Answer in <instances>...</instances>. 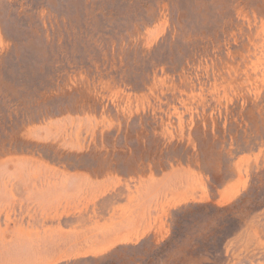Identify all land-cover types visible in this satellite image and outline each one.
<instances>
[{
	"label": "rangeland",
	"instance_id": "374dc122",
	"mask_svg": "<svg viewBox=\"0 0 264 264\" xmlns=\"http://www.w3.org/2000/svg\"><path fill=\"white\" fill-rule=\"evenodd\" d=\"M193 2L0 0V264H264V0ZM84 16L100 37L115 23L62 75L44 38ZM209 39L144 89L120 80ZM56 68L44 101L72 108L50 114L28 80ZM148 210V231L106 242Z\"/></svg>",
	"mask_w": 264,
	"mask_h": 264
},
{
	"label": "trees",
	"instance_id": "16d2710c",
	"mask_svg": "<svg viewBox=\"0 0 264 264\" xmlns=\"http://www.w3.org/2000/svg\"><path fill=\"white\" fill-rule=\"evenodd\" d=\"M162 1H169V4L172 5V0H162ZM193 1H194L193 2L194 5H196L197 3L196 0H193ZM200 1L201 3L205 4V7H203L204 11H206L207 9H209V11L211 12L216 11L215 0H200ZM230 1H232L233 3L237 2V0L236 1L230 0ZM242 1H245V0H242ZM249 2L255 4L257 0H249ZM98 12H99V15L102 16V18H108L110 14L108 13L104 15L103 14L104 10L102 12V10H100L99 8H95V11H93L94 15L95 13L97 15ZM82 19L77 23L70 19H67L66 21L64 18H62V31L61 33L60 31L58 32L57 38L55 39L51 38L50 40L48 37L44 38V41H46V44L49 45L48 46L49 49H51V47L55 49L58 55V58L64 65V67L61 68L60 70V73L62 75H64L63 69L66 72H72L73 70H76L80 67H84V68L91 67L93 63L89 55H87L84 50L88 49L87 46L89 44H93V42L94 44H96L97 42L99 44H102L100 43L101 42L100 40H102L103 36H106V33H109V31L111 30V28H113L114 23H115L113 22L112 27H111V22H106L107 24L104 25L106 30L103 33L101 32L102 36L100 37L97 35L95 31L93 32L92 30L93 26L91 25L90 18H88L87 16H84ZM181 21H182V18H181ZM175 25H176L175 22H173L174 28H175ZM172 33H174L173 29H172V32H170L165 37V39L168 38L169 40L172 41L173 40ZM180 42L182 44V50H179L173 56H169L167 54V57L164 59H161V60L157 59V60H154V62H152V60L146 62L147 66L146 68H144V71H148L146 74L145 72L137 70L135 73L129 72V74H125L124 78H121L120 80H122L123 83L129 85L133 90L144 89L146 84L150 82L151 80V77L149 76V74L152 75L153 71L157 67H161L165 65L167 71H171V72H176L178 70H181L183 67H187L195 59H199L203 55H210L211 50H212L211 46L214 44L213 40H210V39L204 40V42L201 45L202 46L206 45L207 48L205 49L203 47V48H199L198 50H194L190 48L189 41L186 40L185 42H183L182 40ZM162 43H165V41L163 40ZM121 46H122L121 43H119L118 47H121ZM117 50H120V49H117ZM99 51L103 58H105L106 55H109L112 60L113 54H114V45L112 44V42L111 44H109V39H108L106 40L102 49H99ZM83 52L85 53L84 56H80L81 53ZM31 54L32 52L30 51L28 53V56L30 57V59L33 58L32 56L33 54L32 55ZM117 59H118V64H120L121 60H120V55L118 53H117ZM109 66L110 67L112 66V62L109 63ZM140 69H143V68H140ZM60 73L57 72V68L56 70H52V71H49V69L45 71H40L38 74H35L33 72L29 73V80H28L29 87L28 88L32 90L35 98H38L42 101V105L45 106L46 108L45 111L50 114L51 113L58 114L61 111L72 108L70 102H59L60 100L64 99V96L60 98L58 97V95H54V97L51 98V101L49 102L44 101V96L46 94H50V92L53 89L51 85L48 86L49 82L51 83L52 81L54 82V85H55V82L62 77ZM35 113L36 112H34V115ZM177 153L178 152H176V154ZM173 157H175V158H172L173 161L179 160V161H183L184 163L189 162L188 156L185 154H177V156H173ZM201 160H202L201 167L203 170H205V160L204 159H201ZM163 163L164 165H166L167 164L166 160H164ZM156 172L160 173L163 171L156 168ZM260 197L264 200V191L261 193ZM175 232L176 231H174L173 233V238L176 237ZM211 239L212 240L208 242L214 241V237H211Z\"/></svg>",
	"mask_w": 264,
	"mask_h": 264
},
{
	"label": "crops",
	"instance_id": "0c3cea01",
	"mask_svg": "<svg viewBox=\"0 0 264 264\" xmlns=\"http://www.w3.org/2000/svg\"><path fill=\"white\" fill-rule=\"evenodd\" d=\"M151 204V203H149ZM153 223V216L151 214V211H143L142 212V216H129L127 217V226L131 227L130 229L128 228L126 230V232H115L111 235H109L107 238H105L106 242L111 241V240H118V239H122V238H134L138 235H142L145 231H148ZM123 220L122 222H119V224L122 226Z\"/></svg>",
	"mask_w": 264,
	"mask_h": 264
}]
</instances>
